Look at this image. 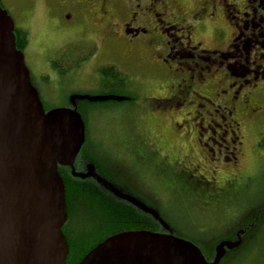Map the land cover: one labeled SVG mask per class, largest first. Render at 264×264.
<instances>
[{
	"label": "flooded vegetation",
	"instance_id": "af4514ba",
	"mask_svg": "<svg viewBox=\"0 0 264 264\" xmlns=\"http://www.w3.org/2000/svg\"><path fill=\"white\" fill-rule=\"evenodd\" d=\"M76 3L88 13L97 10L103 15L115 7L122 19L119 25L110 26V38L121 35L132 42L143 37L139 48L151 52L154 65L160 68L155 75L168 77L166 86L163 85L167 93L159 85L163 97L157 98L160 93H154L148 98L152 109L182 114L183 118L174 122L176 129L180 128L183 134L192 131L196 134L191 148L199 150L205 160L225 166L231 162L240 167L244 156L243 122L264 114V0H77ZM62 8L68 16V12H73L71 6ZM116 26L117 32L112 29ZM67 53L58 64L61 71L52 67L56 60L48 66L57 76H63L68 66L73 70L88 60L79 47ZM97 73L99 84L107 85L108 79L117 78L116 87L123 88V75L102 74L99 70ZM126 98L72 92L66 104L57 109L78 114L86 130L80 103L90 105L89 116L97 104ZM141 134V139L125 146L132 161L121 156L122 146L112 145L116 149L113 152L105 149L107 145L103 142L91 139L87 148L86 141L83 142L72 166L58 165L59 173L65 175L70 185L71 209L70 213L67 210L64 224L69 223L66 238L69 235L73 239L78 237L79 243L98 244L122 232L159 233V192L155 182L142 178V170L149 167L154 171L162 165L175 171L187 166L172 160L166 155V148L149 135ZM256 146L258 142L255 151ZM223 151L230 153L231 159L228 156L224 159ZM231 176L219 190L249 184L253 179L242 168ZM70 223L77 227L73 230ZM115 223H123L127 229L114 227Z\"/></svg>",
	"mask_w": 264,
	"mask_h": 264
},
{
	"label": "rangeland",
	"instance_id": "374dc122",
	"mask_svg": "<svg viewBox=\"0 0 264 264\" xmlns=\"http://www.w3.org/2000/svg\"><path fill=\"white\" fill-rule=\"evenodd\" d=\"M76 2L77 0H0L1 8L13 21L12 25L26 33L27 45L22 52L23 60L41 100L47 107H52L49 111H58V106L65 105L72 92L127 97L128 100L126 98L120 102L109 101L94 106L86 119L87 131L90 140L103 142L107 145L105 149L116 152L112 145L122 146L119 148L121 156L131 161L133 159L125 146L141 139V133L149 135L166 148V155L172 160L187 166V169L180 167L181 172L162 165L154 171L149 167L142 170V178L146 182H155L159 192L160 211L164 214L165 221L170 222L160 224L159 233L186 241L187 236H191L201 245L211 244L213 237L229 234L252 205L264 201V114L243 122L244 156L240 160V167H234L231 162L226 166L210 163L199 150L191 148L194 147L196 134L193 131L183 134L180 128L176 129L174 122L180 121L182 114H165L164 109H152L154 106L148 98L154 93H160L156 95L157 98L163 97L159 85L162 86V91H166L164 82L168 77L165 74L155 75L160 68L154 65L151 52L144 47L139 48L143 37L132 42L121 35L110 38L109 28L112 24H120L121 13L115 11V7L106 15L97 10L88 13ZM63 6H71L73 12L66 15ZM112 29L117 32L118 27ZM78 47L87 56L86 62L79 68L67 70L63 76L50 71L48 66L51 62L56 60L61 64L62 57ZM103 66H113L119 70L125 77H122L123 88L116 87L119 82L117 78L108 79L107 85L102 82L99 84L97 71ZM185 126H189V123ZM208 134L210 133L207 132ZM256 142L257 151L254 150ZM222 156L224 159L226 156L232 157L226 151H223ZM238 168H242L244 174H252V181L249 184H238L241 186L232 185L224 191L219 190L226 183L225 179L229 180ZM84 203H88L87 199H84ZM68 211L70 213V209ZM70 224H73L72 229L77 227L75 223ZM68 225L66 223L64 226L67 228ZM81 231L80 227L79 233ZM241 237L240 242L239 238L232 236L230 241H237L235 249L219 257L221 261L224 260L223 264H264V232L256 240L254 237L245 238V234ZM72 240L76 242L79 239L77 237ZM95 243H87V249ZM194 246L200 251L199 246ZM223 246L218 242L216 249ZM68 250L69 254V245ZM239 250L242 251L241 256L237 255ZM219 258L216 260L213 254L207 262L220 263Z\"/></svg>",
	"mask_w": 264,
	"mask_h": 264
},
{
	"label": "water",
	"instance_id": "95a60500",
	"mask_svg": "<svg viewBox=\"0 0 264 264\" xmlns=\"http://www.w3.org/2000/svg\"><path fill=\"white\" fill-rule=\"evenodd\" d=\"M12 24L0 6V264H66L67 205L58 165L72 166L85 130L75 112L45 111ZM78 264L208 262L188 240L141 231L105 239Z\"/></svg>",
	"mask_w": 264,
	"mask_h": 264
},
{
	"label": "trees",
	"instance_id": "16d2710c",
	"mask_svg": "<svg viewBox=\"0 0 264 264\" xmlns=\"http://www.w3.org/2000/svg\"><path fill=\"white\" fill-rule=\"evenodd\" d=\"M1 6V4H0ZM13 23V21H12ZM12 30H13V36H14V41H15V45L16 48L19 52H23L26 45H27V36L26 33L24 32V30H21L20 28L15 27L14 25L12 26ZM58 62H55L52 64V67L57 70V71H61V69L59 70V66H58ZM72 67L69 66L65 69V71L71 69ZM99 72L102 74H116V75H121V73L119 72V70L116 67L113 66H106L104 68H100ZM116 78V77H115ZM32 84L34 85L33 79L31 78ZM41 99V96H40ZM42 101V100H41ZM43 106L44 109H46L45 111H49V109H51L52 107H47V104H45L43 101ZM81 105V109L79 110V112L81 113V115L84 117V119H87V114L88 111L90 109V105H86V104H82ZM90 140V136L88 134L87 129L85 130V135H84V141H86L87 144H85L86 148L88 146V141ZM63 179L64 185H65V194H66V203H67V210L71 209V205H70V201H69V182L68 179L65 177V175L60 172L59 173ZM161 213V224L163 223H170L168 220L165 221L164 214L162 213V211H160ZM121 223H115L114 227H118L119 229L122 230H126L127 229V225H119ZM235 229H233V231H231L229 234H225L224 236H216L215 238L213 237V241L211 244H200L196 238H192L191 236H187V240H191L193 241L192 244L194 243L195 245L200 247V251L202 256H204L206 259V261H208V258L210 256H213V254L216 257V260L218 259L217 257L221 254H228V252L230 251H234L233 249L235 246V243L237 241H230V239L232 238V236H236L237 238L240 239V242L242 241V237L245 234V238L248 236V239L254 237V240H256L257 236L261 233L264 232V201L256 204V205H252L251 209L246 213V216H244V218L239 220V223H237L234 226ZM65 229L66 227L64 226L63 233H65ZM66 234V233H65ZM189 237V238H188ZM67 242L70 248V252L68 254L67 260H66V264H78L79 261L92 249L94 248L97 243L93 244L91 247H89L90 249H87V243H79V242H75L72 240V238L69 237V235H67ZM222 240V241H221ZM104 241V240H103ZM190 242V241H189ZM218 242H221L222 246L219 249H216ZM228 243V244H226ZM99 244V243H98ZM193 244V245H194ZM228 248V249H225ZM214 248V249H213ZM225 249V251H223ZM244 248H242L243 250ZM246 249V248H245ZM226 252V253H225ZM242 252V251H241ZM239 252L237 253L238 256H241L242 253ZM223 253V254H222ZM221 261V258H219ZM222 260L220 263L217 261L215 262V264H223Z\"/></svg>",
	"mask_w": 264,
	"mask_h": 264
}]
</instances>
